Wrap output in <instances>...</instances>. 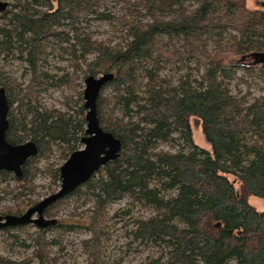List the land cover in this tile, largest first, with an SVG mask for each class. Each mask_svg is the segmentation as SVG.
<instances>
[{
    "label": "trees",
    "instance_id": "trees-1",
    "mask_svg": "<svg viewBox=\"0 0 264 264\" xmlns=\"http://www.w3.org/2000/svg\"><path fill=\"white\" fill-rule=\"evenodd\" d=\"M5 1L12 8L0 12V59L23 62L29 76L26 84L15 83L0 70L9 104L5 137L11 144L33 141L37 154L22 166V181L0 171V203L8 195L13 200L0 214H21L38 201L30 197L38 161H49L55 150L60 162L45 169L50 192L59 188V166L80 148L86 126V76L114 73L97 98V116L121 147L116 159L44 211L56 217L65 199L82 200L90 205L77 221L57 219L38 228L33 257L16 261L0 254V264H57L59 257L49 258L47 251L48 244L59 243L46 240L53 227L87 231L81 241L86 264H103L102 237L116 217L133 212H108L123 199L150 211L133 217L130 231L134 241L154 249L141 264H264V211L250 203L252 196L264 199V95L250 102L249 93L239 96L230 86L239 70L264 80V67L252 63L253 53L264 52V6L251 9L248 0H129L135 10L124 16L97 11L100 0ZM89 14L117 22L123 39L106 44L91 37L79 25ZM166 38L176 48L162 43ZM50 44L66 54L70 70L57 75L42 69ZM172 66L188 72L166 76ZM51 87H66L76 99L65 96V110L49 107L38 93ZM192 118L201 121L210 149L195 142Z\"/></svg>",
    "mask_w": 264,
    "mask_h": 264
},
{
    "label": "rangeland",
    "instance_id": "rangeland-1",
    "mask_svg": "<svg viewBox=\"0 0 264 264\" xmlns=\"http://www.w3.org/2000/svg\"><path fill=\"white\" fill-rule=\"evenodd\" d=\"M131 2L138 0H130ZM264 0H248V7L251 9L261 8ZM97 11H105L106 13L114 15H129L130 10L133 11L134 6L130 4L129 0H100L97 1ZM187 7L191 5L185 4ZM12 7L8 4L7 9ZM140 9V8H139ZM145 10V9H143ZM86 19H81L80 26L85 28V31L90 33L91 37L101 41L103 43H115L123 39L125 36V30L112 19H104L96 16V14L87 15ZM176 41L173 43L168 42V38L163 39L162 43H169V48H176ZM64 57L63 59L60 57ZM66 54L55 47L53 44L48 47L42 53L41 65L42 69L60 75L65 70H70L69 61L65 59ZM194 67V63L191 64ZM176 66H172L170 70L164 72L166 76H174L175 79L179 78L184 73L188 72L186 66H182L181 70L175 69ZM0 70L4 73L7 79L15 81V83L26 84L29 81V76L25 64L16 59H10L4 61L0 59ZM194 76L197 77V72H194ZM242 78L249 79L252 86L247 85L242 81ZM84 87V82L82 80ZM231 88L234 93H238L239 96L249 93V101L252 102L254 98L264 95V80L256 77H248L245 75L244 70H239L238 77L231 82ZM44 87V86H40ZM82 87V89H83ZM38 91V90H37ZM109 89L104 90L107 93ZM73 92L66 87L58 88H46L38 97L40 101L49 107H56L61 110H65L64 105L65 96L71 98ZM76 99V95L73 96ZM192 127L194 132L195 142L202 148L210 149V145L206 141L201 121L198 118H192ZM82 144L80 145V148ZM163 150H172L167 144H161ZM48 162L53 164L59 163L58 152L55 150L52 152V158L46 160L45 158H39L38 168L39 173L33 181V188L30 191V197L40 200L41 198L49 195L51 192L50 179L46 174L45 166ZM55 162V163H54ZM63 163V162H62ZM61 163V164H62ZM60 164V165H61ZM15 184L14 181H10L9 185L12 187ZM5 184H1L3 186ZM12 195L5 196L0 203V207L3 205H12ZM250 203L256 206L257 209L264 211V199L256 196L250 198ZM90 204H85L84 201H75L74 198L65 199L59 208L56 218L62 220L77 221L80 216V212L83 211ZM132 207L131 215H119L109 225L108 235L103 236L101 239V259L103 264H141L145 257L154 252V249L150 247H143L139 242L134 241L131 229H133L134 218L137 216H147L150 211L143 208L139 204L133 205L131 200L123 199L114 202L108 208V212L113 214L116 211ZM21 227H13L8 232L0 230V254L21 261L25 257L34 256V239L36 237L35 231L37 228L30 224ZM89 233L79 227L72 231H65L57 227L50 228L46 231V240L49 242L52 239H56L58 244H48L47 251L48 257H59L57 264H86L87 253L83 251L81 247V241L88 238ZM25 243L26 246L21 245ZM61 245L64 246L61 249ZM35 263L36 260L33 259Z\"/></svg>",
    "mask_w": 264,
    "mask_h": 264
},
{
    "label": "water",
    "instance_id": "water-1",
    "mask_svg": "<svg viewBox=\"0 0 264 264\" xmlns=\"http://www.w3.org/2000/svg\"><path fill=\"white\" fill-rule=\"evenodd\" d=\"M8 4V1L0 0V12ZM252 55L255 63L264 67V52H255ZM113 78L114 73L109 71L84 78L82 93L86 126L80 139L82 147L71 152L59 166V188L29 206L20 215L0 214V230L30 224L40 229L55 225L57 218L46 217L45 209L88 181L108 161L118 157L121 147L120 140L101 127L97 116V98L102 88ZM8 112L9 104L5 89L0 87V171H9L16 181H22V166L29 158L37 154V146L30 140L20 144H11L6 140L5 134L9 125Z\"/></svg>",
    "mask_w": 264,
    "mask_h": 264
},
{
    "label": "flooded vegetation",
    "instance_id": "flooded-vegetation-1",
    "mask_svg": "<svg viewBox=\"0 0 264 264\" xmlns=\"http://www.w3.org/2000/svg\"><path fill=\"white\" fill-rule=\"evenodd\" d=\"M263 2H264V1H263ZM263 2H262V5H263ZM252 63L257 65V63H255L254 58H253ZM259 65H261V64H259ZM261 66H262V65H261ZM32 205H33V204H32ZM30 206H31V205H30ZM28 207H29V206H28ZM28 207H27V208H28ZM27 208H26V209H27ZM26 209H25V210H26ZM25 210H24V211H25ZM24 211H23V212H24ZM23 212H22V213H23ZM22 213H21V214H22ZM10 214H12V213H10ZM1 215H4V214H1ZM15 215H20V214H15ZM32 225H33V224H32ZM25 226H26V225H25ZM17 227H18V226H17ZM36 228H37V227H36ZM3 229H4V228H3ZM37 229H38V228H37Z\"/></svg>",
    "mask_w": 264,
    "mask_h": 264
}]
</instances>
